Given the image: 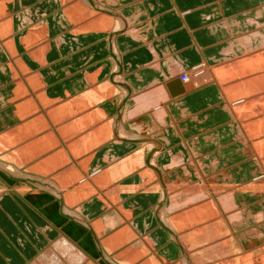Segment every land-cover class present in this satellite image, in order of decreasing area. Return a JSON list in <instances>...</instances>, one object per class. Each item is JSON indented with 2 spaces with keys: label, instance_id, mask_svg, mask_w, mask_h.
I'll use <instances>...</instances> for the list:
<instances>
[{
  "label": "crops",
  "instance_id": "0c3cea01",
  "mask_svg": "<svg viewBox=\"0 0 264 264\" xmlns=\"http://www.w3.org/2000/svg\"><path fill=\"white\" fill-rule=\"evenodd\" d=\"M263 40L264 0H0V264L63 238L99 264L240 258L226 198L264 196L241 190L260 165L227 105L264 85ZM233 63L226 85L180 79Z\"/></svg>",
  "mask_w": 264,
  "mask_h": 264
},
{
  "label": "rangeland",
  "instance_id": "374dc122",
  "mask_svg": "<svg viewBox=\"0 0 264 264\" xmlns=\"http://www.w3.org/2000/svg\"><path fill=\"white\" fill-rule=\"evenodd\" d=\"M263 43H264V40L262 41V46L263 47L260 50L261 53L264 52V44ZM257 56H260V55L257 54L255 57H257ZM262 62L263 63H261V66L264 64V61H262ZM221 67H223V68H221L220 70H218L219 68L218 69L217 68H214V70H215L214 71L210 67H205L204 65H198V66L193 67L189 72H193L194 73L193 75L197 79H199L201 77V74H202V70L203 69L205 71L207 69H209V70L211 69L210 70L211 71L210 72L211 75L209 74V76H212L218 82L220 80V82H221L220 84L223 83L222 85H224L226 83V80H225V77H226V71H225V69L226 68H224V65L221 66ZM229 69H231V68H229ZM262 72H264V66H263V69L258 70L257 73H262ZM224 73H225V75H224ZM249 73H250V71H248L245 74L248 75ZM251 73L249 74L250 77L252 75L256 74L255 72H251ZM222 76H223V79H222ZM198 83L200 85L203 84L202 82H199V81H198ZM223 87H224V90H225V86H223ZM242 91H243V89L239 92V93H241L239 96H235V97H232V98L229 97L230 104L228 103L229 104L228 107L231 106V103H233V101L236 102L240 98H244V97L247 98V97L250 96L246 92H242ZM259 93H261V92H259ZM243 94H245V95L242 96ZM263 98H264L263 96H259V97H256L255 100L261 101V100H264ZM251 109L252 108H250L249 110H251ZM249 113H252V112H249ZM246 114H248V113H246ZM252 115H253L252 118H247V116H246V118H242V115H241V119L242 120L240 119L238 122H241V125L239 127V130H240L239 132L242 133L241 136L245 137L246 135L247 136L249 135V138L248 139L251 142L250 146L252 145V149H254V147H255L254 150L257 153V154H254V155H255L256 159L258 160V163H259L260 166H258V165H256V167L252 166L251 167V169H253V173L252 174H251V171H249L250 174H251V176H253L255 178L257 176H264V131L262 132V130H264V119H262L264 117V112L263 113H260V112H257L256 111ZM237 116L240 117L239 114ZM258 117H260V123L256 119ZM250 123H252V127L251 126H248ZM246 126L251 127V128H249L251 130V131H249V132H251L250 134H248V131H247ZM245 132H246V135H245ZM261 138H262V140H260ZM260 141H261L260 144H261L262 149L261 148L260 149L257 148V146H258V144H259ZM259 159H262L261 162L259 161ZM254 169H255V173H254ZM247 174H248V171H247ZM254 181L255 180H252L251 179V183L245 185V187H243L241 190H244V191H246V190H252V192H254V193L255 192H258V190H260V191H263L262 196H264V182H260V180H258V182L257 181L254 182ZM228 189L233 190V188H231V186L228 187L226 190H228ZM236 195L239 196V191L236 193ZM251 201H253V200H251L249 197L246 198V199H241V198L240 199H237V198L230 199V198H226V215H227L226 216V228H227L226 229V234H228V235H226V239L228 238L227 240L230 239L231 242H236V244H237V245H234V246H233V244L229 245L228 249L232 250L233 253L238 254V256H240V258H241V259L240 258L236 259L234 263L233 262L231 263V262L226 261V264H236V263L237 264H246V263L247 264H249V263L250 264H264V250H262L264 248V239H258L257 238L258 242H251V243L250 242H244V244H246L245 245L246 246V249L248 250V252L246 254H244V255L242 254L243 246H241V244L239 242H237V241H239V239L241 238V235L243 233H246V234H244L242 240L245 239L246 241H248L249 235H250L248 232H250L252 230L257 231L256 232L257 234H259V232H261L263 234L262 236H264V200L262 201L263 202V207L262 206H256V205L249 206V205L252 204V203H250ZM227 204L229 205V207H228ZM227 207H228L229 211L227 210ZM262 210H263V212H262ZM234 212H235V214H238V215H235V216L236 217H239V218H237L236 220L232 221L236 217L233 216L234 218H230L232 220L228 219V217L229 216H232L234 214ZM259 229H260V231H258ZM57 240L53 243V245H51L48 248V250L49 249L50 250L54 249V244L57 242ZM254 240H256V239H254ZM256 244L257 245L261 244V246H259L257 249H255V245ZM48 250L46 249V251H48ZM44 253H45V251L42 253V255ZM52 253H56V252H52ZM42 255L37 260L34 261L35 264H46V263L42 262V259H41L42 258ZM259 255H262V256H259ZM242 257L244 259H242ZM245 257H247V258H245ZM251 260H253V261L251 262ZM248 261H250V262H248ZM82 264H99V263L96 262V261H92V260H89L87 262L83 260L82 261ZM210 264H212V263H210Z\"/></svg>",
  "mask_w": 264,
  "mask_h": 264
},
{
  "label": "bare ground",
  "instance_id": "6f19581e",
  "mask_svg": "<svg viewBox=\"0 0 264 264\" xmlns=\"http://www.w3.org/2000/svg\"><path fill=\"white\" fill-rule=\"evenodd\" d=\"M257 25V24H256ZM247 40V39H246ZM262 40V39H261ZM260 40V41H261ZM249 43V42H248ZM261 43V42H260ZM264 44V43H263ZM262 45V44H261ZM262 47L263 46H260V47H256L257 49H259V51L262 49ZM256 48H254L253 50H255ZM252 50V49H251ZM252 50V51H253ZM248 51V50H247ZM245 52V51H244ZM258 55H260V56H264V52L263 53H261V51L258 53V52H256ZM255 53V54H256ZM252 55V54H251ZM254 56V57H253ZM253 56H251L252 57V61H249L250 59L249 58H247L246 56V58L247 59H245V57H244V59L245 60H248V62H253L254 63V65H255V59L254 58H257V57H255V55L253 54ZM250 57V56H249ZM254 59V60H253ZM242 61H243V59H241ZM244 60V61H245ZM234 61V60H233ZM238 61V60H237ZM239 61H240V59H239ZM243 61V62H244ZM264 61V60H263ZM248 62H246V63H248ZM230 63V62H229ZM240 63H241V61H240ZM239 65V63H233L232 65H230V66H228L227 67V70L225 69V71H227L226 72V75L227 76H230V75H232V73L233 72H235L234 70H235V68H237L238 66L237 65ZM241 64H243V63H241ZM249 65H251L252 63H248ZM221 65H223V64H221ZM221 65H219V66H221ZM248 65V66H249ZM257 65V64H256ZM218 66V67H219ZM226 66H227V64L226 65H224V68H226ZM246 66V70L247 71H249L252 67H250V69L248 68V66L247 65H245ZM253 66V65H252ZM260 66H261V64H260ZM260 66H257V67H260ZM263 66H264V64H263ZM241 68H242V66H240ZM239 67V68H240ZM211 68V67H210ZM223 68V67H222ZM229 68H231V69H229ZM261 68V67H260ZM218 69V68H217ZM220 69H221V67H220ZM219 69V70H220ZM245 69V68H244ZM211 70V69H210ZM209 69H207L206 71L203 69L202 70V74H201V77L199 78V79H197L193 74V72H188V73H185V74H182L181 76H180V79H181V81H182V83L184 84V85H186V88L187 87H195V86H197V85H200L199 83H198V81L199 82H202V83H205V82H207V81H214L215 80V78H213L212 76H209V74H210V71ZM213 70H214V68H213ZM238 70V69H237ZM241 70H243V68L241 69ZM253 70H255V69H253ZM215 71V70H214ZM222 71V70H221ZM251 71H252V69H251ZM224 72V71H223ZM238 72H239V70H238ZM243 72V71H242ZM221 73V72H220ZM237 73V72H236ZM241 73V72H240ZM244 73H246V72H244ZM251 73V72H250ZM249 73V74H250ZM256 73V72H255ZM263 74H264V72H262ZM234 74V73H233ZM242 74V73H241ZM241 74H239L240 76H241ZM248 74V75H249ZM252 74V73H251ZM259 74V73H258ZM263 74H261L259 77H256V78H260V77H263L264 75ZM211 75V74H210ZM223 75V74H222ZM224 75H225V73H224ZM237 75V74H236ZM244 75V74H243ZM184 76V77H183ZM235 76V75H234ZM233 76V77H234ZM246 76V75H245ZM252 76H254V75H252ZM232 77V76H231ZM230 77V78H231ZM250 77V75L248 76V78H247V80L245 81V82H247V84H246V86H248V85H251L252 83H253V81L255 80V78H249ZM196 78V79H195ZM237 78V77H236ZM222 79H223V76H222ZM244 79V78H243ZM225 80H226V77H225ZM233 81V79H230V81ZM235 80V79H234ZM259 80V79H258ZM222 81V80H221ZM228 81V80H227ZM263 81V80H262ZM262 81H261V83H262ZM225 82V81H224ZM236 82V81H235ZM243 82V81H242ZM219 83H221L220 82V80H219ZM232 83V82H231ZM223 84V83H222ZM234 84V83H233ZM241 84V83H240ZM245 84V83H244ZM257 84V83H256ZM260 84V83H259ZM264 84V83H263ZM225 85V84H224ZM236 85H237V83H236ZM253 85H254V83H253ZM252 86V85H251ZM261 86H262V84H261ZM253 87V86H252ZM260 87V86H259ZM185 88V89H186ZM247 88V87H246ZM256 88V87H255ZM235 89V88H234ZM240 89L242 90V88L240 87ZM248 89H250V88H248ZM259 89H264V85L261 87V88H259ZM261 90H260V92H261ZM157 91V90H156ZM250 91V90H249ZM258 91V90H257ZM237 92H238V90H237ZM179 93V92H178ZM230 93V92H229ZM250 94V93H249ZM256 94V95H255ZM251 93L250 94V96L249 97H247V98H240V99H238L236 102H234L233 100V103H231V106L229 107V110L230 111H232V113H233V122H234V124H235V126H236V124L238 125V129H239V127H240V125H241V122H238L240 119H241V115H242V118H246V116H247V118H252L253 117V113L254 112H260V113H263L264 112V100H261V101H259V100H255V98L256 97H259V96H263L264 97V90L261 92V94H259V92L258 93ZM137 96V95H136ZM249 98V99H248ZM262 98V97H261ZM260 99V98H259ZM264 99V98H263ZM247 100V101H246ZM260 102V103H259ZM228 106V105H227ZM250 108H252L251 110H249ZM236 109V110H235ZM249 112H252V113H249ZM246 113H248V114H246ZM239 114L240 115V117H238L237 115ZM264 118V117H263ZM242 120V119H241ZM262 123V122H261ZM263 125V124H262ZM248 126H250V125H248ZM248 126H246V128H247V131H248V134H250L251 132H249V131H251L249 128H251V127H248ZM241 129V128H240ZM253 129V128H252ZM240 131V130H239ZM264 130H262V132H263ZM240 135H242V133H240ZM251 136V135H250ZM248 138H249V135L247 136ZM251 143V142H250ZM257 146V145H256ZM254 147V146H253ZM251 148H252V145H251ZM257 148H258V146H257ZM256 148V149H257ZM254 149H255V147H254ZM254 149H251V150H253V153L254 154H257L256 152H255V150ZM261 160L262 159H259V161L261 162ZM13 170V169H12ZM252 180H255L254 182H258V180H260V182H264V176H257V177H253L252 178ZM195 183V182H194ZM187 184V183H186ZM192 184V183H191ZM205 184V183H204ZM189 186V185H188ZM214 187V186H213ZM185 188V187H184ZM187 188V187H186ZM193 187H191V189H192ZM188 189V188H187ZM205 189V188H204ZM204 189H202V190H204ZM196 190V189H195ZM186 191V190H185ZM189 191V190H188ZM190 193H191V191H189ZM196 191H194V193H195ZM184 194L185 193H187V191L186 192H183ZM182 193V194H183ZM194 193H193V195H194ZM199 193V192H198ZM204 193V192H203ZM178 194V193H177ZM197 194V193H196ZM179 195V194H178ZM188 195V197L187 198H189L190 199V201H195L196 200V198H194V196L193 195H191V194H187ZM186 195V196H187ZM189 195H191V197L192 198H194V199H191V197H189ZM186 196L184 195V197H182V198H184V199H186ZM197 196V195H196ZM200 196H203V194L201 195V193H200V195L198 194V198L200 197ZM230 196V195H229ZM172 199V198H171ZM174 202H175V200H173ZM182 201H184V200H182ZM207 201H209V200H207ZM172 202V201H171ZM174 202H172V203H174ZM182 203H184V202H182ZM203 202H201L200 204H202ZM175 204H176V202H175ZM178 204V203H177ZM185 204V203H184ZM183 204V205H184ZM207 204H209V203H207ZM226 204V203H225ZM197 205V204H196ZM198 205H199V203H198ZM228 205V204H227ZM178 207H179V205H177ZM182 206V205H181ZM203 206V205H202ZM207 207H208V205H206ZM209 206H210V204H209ZM175 207H176V205L174 206V209L173 210H175ZM192 208L193 207H195V206H191ZM203 207H205V206H203ZM206 207V208H207ZM211 207V206H210ZM210 207H208L209 208V211H210V209H213L212 207L210 208ZM228 207H229V205H228ZM228 207H227V210L229 211V209H228ZM177 208V207H176ZM201 208V207H200ZM187 209V208H186ZM189 209H190V207H189ZM170 210L172 211V206H171V208H170ZM199 210H201V209H199ZM207 211H208V209H206ZM216 210V209H215ZM164 211V210H163ZM195 211H197V210H195ZM201 211H203V210H201ZM207 211H205V212H207ZM213 211H214V209H213ZM189 212L191 213V211L189 210ZM204 212V211H203ZM180 212H178V214H179ZM185 213H187L186 211H185ZM180 214L181 216L182 215H184V217H185V215L186 214ZM200 213V212H199ZM212 213V212H211ZM217 213V212H216ZM232 213V212H231ZM161 214V213H160ZM176 214V213H175ZM177 214V215H178ZM197 214V213H196ZM201 214V213H200ZM205 214H207V213H205ZM214 215H215V213H213ZM177 215H176V217L175 218H177V220H178V217H177ZM188 215V214H187ZM191 215H195L194 214V211H193V214H191ZM198 215V214H197ZM202 215V214H201ZM201 215H198V217H201ZM204 215V214H203ZM212 215V214H211ZM232 215V214H231ZM235 215H238V214H235V212H234V214L232 215V216H229L228 217V219H230V218H234V217H236ZM258 215V214H257ZM175 216V215H174ZM206 216V215H205ZM205 216H202L203 218L205 217ZM227 216V215H226ZM234 216V217H233ZM166 217H168V216H166ZM188 217V216H187ZM197 217V216H196ZM207 217V216H206ZM210 217V219H212L211 218V216L210 215H208V217L207 218H209ZM195 218V217H194ZM194 218H192V220L194 219ZM203 218H200L201 220L203 219ZM214 218V217H213ZM219 218V217H218ZM237 218H239V217H236V218H234L233 220L232 219H230V220H232V221H234V220H236ZM180 219V218H179ZM188 219V218H187ZM210 219H208V220H210ZM221 219V218H220ZM167 220H169L168 218H167ZM173 220H174V218H173ZM176 220V219H175ZM189 220L190 219H188V221L187 222H189ZM195 220V219H194ZM193 220V221H194ZM180 221H182L181 219H180ZM180 221H179V223H180ZM183 221L185 222L186 221V218H185V220L183 219ZM197 221H200V220H198V218H197ZM203 221V220H202ZM204 221H205V218H204ZM238 221V220H237ZM170 222H172V221H170ZM169 221H168V223H170ZM175 223H176V221H174ZM183 222V223H184ZM191 222V221H190ZM182 222L180 223V226H181V224H183ZM195 223H197V222H195ZM198 224V226L200 225L199 223H197ZM196 224V225H197ZM195 225V224H194ZM170 226V225H169ZM179 226V227H180ZM201 226V225H200ZM203 226V225H202ZM209 226V225H208ZM218 226V225H217ZM176 227V226H175ZM178 227V228H179ZM211 228L213 227V226H210ZM177 228V227H176ZM183 228V227H182ZM182 228H180V229H182ZM192 228V227H191ZM200 228V227H199ZM202 228V227H201ZM200 228V229H201ZM211 228H209V233H211L210 232V229ZM214 229V228H213ZM227 229V228H226ZM208 230V229H207ZM182 231V230H181ZM180 231V232H181ZM184 231H185V228H184ZM184 231H182V232H184ZM197 231V230H196ZM196 231L194 232V234L196 233ZM201 231V230H200ZM202 231H203V229H202ZM205 232H206V230H204ZM204 231L202 232V234L204 233ZM224 231V230H223ZM230 231V230H229ZM258 231H260V230H258ZM179 232V231H178ZM181 232V233H182ZM188 232V231H187ZM192 232V231H191ZM208 232V231H207ZM257 231H254V230H252V231H250V232H248L250 235L249 236H251V237H249V239H248V241H246L245 239H243L242 240V238H243V236H244V234H246V233H243L242 235H241V238L239 239V241H237V242H258V240H257V238L258 239H264V236H262L263 234L261 233V232H259V234H257L256 233ZM200 233V232H199ZM199 233H196V235H194L193 233H192V235H193V237H195V236H199L200 238H202L203 236H205L206 237V234L204 235L203 234V236L202 235H199ZM213 233V232H212ZM212 233H211V235H212ZM198 234V235H197ZM214 234H215V232H214ZM220 234V233H219ZM179 235V234H178ZM186 235V234H185ZM190 235V234H189ZM208 236H209V234H207ZM218 235V234H217ZM216 235V236H217ZM224 235V234H223ZM226 235H228V234H226ZM187 236V235H186ZM185 236V237H186ZM207 236V237H208ZM214 236V235H213ZM212 236V237H213ZM254 236V237H253ZM185 237H183V239L185 238ZM189 237V236H188ZM198 237V238H199ZM210 237V236H209ZM215 237V236H214ZM191 238V237H190ZM211 238V237H210ZM203 239V238H202ZM207 239H209V238H207ZM213 239V238H212ZM228 239V238H227ZM254 239H256V240H254ZM180 240V239H179ZM187 240V239H186ZM185 240V241H186ZM211 240V239H210ZM237 240V239H236ZM254 240V241H253ZM225 241V240H224ZM228 241V240H227ZM184 242V241H183ZM186 242H189V241H186ZM219 242V241H218ZM218 242H214L215 243V250H217L216 248H217V243ZM214 243H213V245L212 246H214ZM224 243V242H223ZM222 243V244H223ZM229 243V242H228ZM186 244H188V243H186ZM225 244V243H224ZM211 245V244H210ZM219 246H221V243H219L218 244ZM226 245V244H225ZM184 247L186 246L185 244L183 245ZM188 246V245H187ZM211 246V247H212ZM223 246V245H222ZM234 246V245H233ZM192 248V247H191ZM203 248V247H202ZM207 249L209 248V247H206ZM212 248H214V247H212ZM219 248V247H218ZM221 248V247H220ZM225 248H227V247H225ZM184 249V248H183ZM186 249H187V247H186ZM221 249H223V248H221ZM48 250V249H47ZM55 250V251H54ZM202 250H204V249H202ZM228 250V249H227ZM262 250H264V248L262 249ZM185 251V250H184ZM219 251H221V250H218V252ZM222 251H224L225 252V250H222ZM221 251V253H223ZM229 251V250H228ZM228 251L226 252V253H228ZM52 252H56V253H52ZM205 252V254H206V252L207 251H204ZM210 252H211V249H210ZM209 252V253H210ZM216 252V251H215ZM218 252H216V253H218ZM81 252H79L76 248H74L73 246H72V244L68 241V240H66V239H60L59 241H57L55 244H54V249H52V250H48V251H46L45 250V253L42 255V262H44V263H48V264H81L82 263V261L84 260L83 259V256L80 254ZM232 253V252H231ZM210 254H212L213 255V253H210ZM209 254V255H210ZM219 254V253H218ZM220 255H223V254H220ZM259 256H262V255H259ZM212 257H215V256H212ZM218 257V256H217ZM236 257V256H235ZM248 257V256H247ZM247 257H245V258H247ZM198 258H200V256H197V258H196V261H200V259H198ZM198 259V260H197ZM241 259V258H240ZM239 259V260H240ZM242 259H244L243 257H242ZM229 260V259H228ZM236 260V259H235ZM255 260V259H254ZM187 261V260H186ZM253 260H251V262H252ZM192 262V261H191ZM218 262V261H217ZM216 262V263H217ZM222 261H220V263H221ZM234 262V261H233ZM248 262H250V261H248ZM181 263H183V262H181ZM187 263V262H186ZM226 263V262H225ZM224 263V264H225ZM32 264H35V262L34 263H32ZM214 264V263H213ZM222 264V263H221ZM237 264V263H236ZM247 264V263H246ZM250 264V263H249Z\"/></svg>",
  "mask_w": 264,
  "mask_h": 264
}]
</instances>
